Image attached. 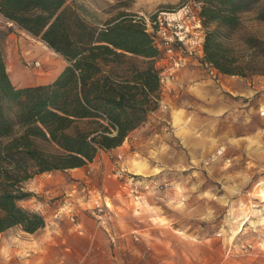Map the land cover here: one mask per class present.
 Returning <instances> with one entry per match:
<instances>
[{
	"label": "rangeland",
	"instance_id": "obj_1",
	"mask_svg": "<svg viewBox=\"0 0 264 264\" xmlns=\"http://www.w3.org/2000/svg\"><path fill=\"white\" fill-rule=\"evenodd\" d=\"M65 4L79 8L85 23L97 27L122 13L134 14L143 26L160 13L173 14L194 31L190 56L201 54L205 73L216 86L221 78L223 86L211 92L217 111L206 112L193 120L194 126L181 130L194 141L189 152L167 141L158 153L155 148L150 160H131L125 170L117 154L101 150L80 171L34 175L23 184L32 196L18 205L44 218L52 202H64V197L74 202L78 207H70L65 215L69 220L73 216L70 222H79L78 230L86 234V239L70 240L73 248L87 246L81 264H264V196L259 184L264 181V72L249 78L226 75L202 61V0H67ZM256 14L254 8L242 15L243 31L264 38V22ZM6 39L25 75L48 80L66 64L39 38L15 23L0 21V46ZM31 42L43 46L50 65L26 57L23 47ZM143 122L133 134L143 133ZM8 229L32 239L20 226Z\"/></svg>",
	"mask_w": 264,
	"mask_h": 264
},
{
	"label": "trees",
	"instance_id": "obj_2",
	"mask_svg": "<svg viewBox=\"0 0 264 264\" xmlns=\"http://www.w3.org/2000/svg\"><path fill=\"white\" fill-rule=\"evenodd\" d=\"M66 1L0 0L3 16L66 61L50 82L16 87L0 46V232L44 226L40 214L18 205L32 196L25 181L85 166L99 151L121 145L158 106L160 52L142 21L122 13L93 26ZM202 2V61L226 75L264 72V38L245 34L242 25L254 8L264 22V0Z\"/></svg>",
	"mask_w": 264,
	"mask_h": 264
},
{
	"label": "crops",
	"instance_id": "obj_3",
	"mask_svg": "<svg viewBox=\"0 0 264 264\" xmlns=\"http://www.w3.org/2000/svg\"><path fill=\"white\" fill-rule=\"evenodd\" d=\"M29 45L39 51V54L34 57L38 59L40 48L43 46L32 42ZM29 45L25 44L23 48L26 50ZM1 52L8 77L16 87L47 83L62 69L61 67L48 80L39 76H28L21 72L22 63L19 56L12 53L7 39L1 45ZM200 59L201 54H198L197 58L190 56L186 63L176 71L165 69L161 64L156 65L162 76L160 97L157 108L151 111L143 122L144 127H141L143 133L133 134L140 127L139 125L127 136L126 143L123 141L121 145L105 151L110 155L117 154L121 158L118 160L120 168L129 169L131 160L137 158L150 160L155 148L158 146V153L161 144L165 145L167 141L176 144L182 151L185 147L187 152H189L187 149L189 146H194L193 139L181 130L184 126L188 128L194 126L193 120L204 116L206 112L215 113L217 111L218 106L213 103L211 92L216 88L220 90L223 86L221 78H219L220 87L213 84L201 67ZM180 119L186 122L182 124L178 121ZM83 167L53 170V172L80 171ZM63 199L64 202L61 199L52 202L47 209L49 214L44 217L45 225L33 233H28L32 239L24 238L9 229L0 232V264H81L80 260L86 253L87 246L79 249L73 248L70 240L72 237L86 239V234L83 230H78L79 222L72 224L65 215L70 207L77 208L78 206L74 202H71V205L69 198L64 197ZM72 256L77 257L79 261H71Z\"/></svg>",
	"mask_w": 264,
	"mask_h": 264
},
{
	"label": "built area",
	"instance_id": "obj_4",
	"mask_svg": "<svg viewBox=\"0 0 264 264\" xmlns=\"http://www.w3.org/2000/svg\"><path fill=\"white\" fill-rule=\"evenodd\" d=\"M0 21L12 26L14 22L7 19L0 12ZM199 21V20H198ZM197 21V22H198ZM146 32L150 35L154 45L162 56H159L157 63L163 68L176 71L182 67L193 50V33L182 19L174 16L158 14L153 19L144 22ZM200 47V42H198ZM160 81L162 76L160 75ZM264 114V111L262 112ZM105 207L107 205L105 204ZM73 221V216L69 217Z\"/></svg>",
	"mask_w": 264,
	"mask_h": 264
},
{
	"label": "bare ground",
	"instance_id": "obj_5",
	"mask_svg": "<svg viewBox=\"0 0 264 264\" xmlns=\"http://www.w3.org/2000/svg\"><path fill=\"white\" fill-rule=\"evenodd\" d=\"M25 51H26V54H25L26 57L28 59H30V60L34 59V57H36L39 54V51L35 47H32L30 45L28 46V48ZM48 57H49L48 53L44 50L43 47H41L40 48V56L38 58L43 63V66L44 67L50 65L49 59H47ZM35 65L39 67L40 66V63L39 62H36ZM259 184L261 185L260 187H261L262 195L264 196V181L263 182H260Z\"/></svg>",
	"mask_w": 264,
	"mask_h": 264
}]
</instances>
